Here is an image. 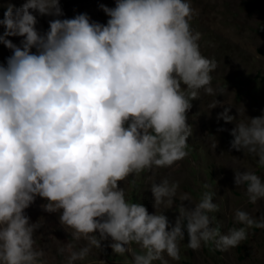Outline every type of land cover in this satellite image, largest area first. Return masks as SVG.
<instances>
[{"label":"clouds","instance_id":"1","mask_svg":"<svg viewBox=\"0 0 264 264\" xmlns=\"http://www.w3.org/2000/svg\"><path fill=\"white\" fill-rule=\"evenodd\" d=\"M101 9L106 25L79 14L50 20L43 34L32 13L60 17V0L9 4L0 20V44L12 52L0 64V264H44V252L34 247L39 226L25 215L36 197L46 200L44 211L60 214L73 240L87 241L70 251L67 264L109 238L114 254L139 246L132 264L179 260L185 232L192 250L238 247L249 228L264 229V215L237 210L234 221L243 226L220 234L211 192L196 203L182 197L191 206L182 202L170 224L156 209L171 207L177 184L166 178L151 184L154 214L119 187L130 176L185 159L191 102L200 90L213 94L217 63L199 50L190 0H115L114 8ZM8 37L23 39L17 46ZM217 106L223 105L215 99L209 108ZM230 108L217 120L235 124L231 149L264 167V115L236 122ZM234 183L250 203L264 199V182L254 172L234 171Z\"/></svg>","mask_w":264,"mask_h":264},{"label":"rangeland","instance_id":"2","mask_svg":"<svg viewBox=\"0 0 264 264\" xmlns=\"http://www.w3.org/2000/svg\"><path fill=\"white\" fill-rule=\"evenodd\" d=\"M192 1L194 15L191 27L200 34L199 50L203 56L214 59L217 63V68L211 73L213 94L200 90L197 99L191 102V110L187 113L191 135L187 140L188 155L185 159L171 167H154L151 173L146 171L139 176H130L119 187L125 189L129 202H139L146 207L149 214H154L155 201L151 184L159 183V177H165L167 173L169 182L178 185L176 196L170 208L161 205L156 211L158 214L164 212L170 224H174L179 215L177 210L183 202L182 197L188 196L192 203H196L205 191L211 192L213 202L219 208L217 212L210 214L214 217L213 226L220 234H227L233 227L243 226L234 221L237 210L245 211L254 218L264 215V199L255 204L250 203L245 188H236L234 183V171L245 170L254 172L264 182V167L247 153L231 149L233 137L230 133L235 124L217 120L218 114L228 106L231 107L229 115L235 116L236 122H247V117L264 115V0H207L206 3L210 2L204 7V11L216 13L215 20L209 25L202 24L204 13L195 4L196 0H190ZM25 2L26 0H0V20L9 4L20 8ZM73 2L69 6H60L63 12L60 17L41 16L33 12L37 18V31L46 33L50 20L71 19L79 14L93 15L94 19H90L92 22L106 25L109 17L103 12L101 5L115 7V0ZM214 9L217 10L213 11ZM3 33L4 28L0 26V35ZM8 39L20 46L23 38ZM32 52L35 53L36 49L33 48ZM11 55V50L0 44V64L6 66ZM215 99L223 106L210 109L209 105ZM215 144L216 148L213 147ZM133 179L134 184L131 182ZM205 184L208 185L207 188L204 187ZM45 203L46 200L36 197L34 203L25 210L30 223H37L39 226L34 234V247L44 252L41 258L44 264H67L70 251H79L87 245V241L73 240L71 230L60 225V214L43 210L42 205ZM183 203L186 207L191 206L188 201ZM111 243L109 238L102 242V250L92 247L87 257L75 261L74 264H99V261H104V264H132L133 253L140 252L139 246L133 243L129 246L130 251L114 254ZM187 243L185 232L184 239L179 241L180 259L166 257L168 264H264V229L249 228L247 239L238 247L227 251H220L214 245H202L200 249L192 250L187 247ZM67 244L72 245L71 250L65 247ZM61 248L65 250L61 252ZM154 264L160 262L156 261Z\"/></svg>","mask_w":264,"mask_h":264},{"label":"bare ground","instance_id":"3","mask_svg":"<svg viewBox=\"0 0 264 264\" xmlns=\"http://www.w3.org/2000/svg\"><path fill=\"white\" fill-rule=\"evenodd\" d=\"M74 1V2H73ZM78 1H80V0H60V6H63V5H65V6H69L68 4L70 3V2H73V3H79ZM210 1H213V0H210ZM209 1V2H210ZM194 1H192L191 3H193ZM207 2V0H196V2H195V4H197L198 5V7L200 8L199 10L200 11H202V13H204L203 15H202V18H203V20H201V22H202V24H211V22L212 21H214L215 20V14L216 13H214V12H209V11H204V7L206 6V5H208L209 4V2L208 3H206ZM194 4V3H193ZM192 4V5H193ZM211 10V9H210ZM217 9H214L213 11H216ZM264 9H262V11H263ZM222 12H223V10H222ZM198 13V12H197ZM200 13V12H199ZM200 16H201V14H200ZM199 16V17H200ZM204 16V17H203ZM240 16H243V15H240ZM262 16H264V15H262ZM88 17L90 18V19H94V16L93 15H88ZM227 17V16H226ZM72 18H74V17H72ZM239 18V17H238ZM222 19V18H221ZM221 19H219V20H221ZM235 19V18H234ZM232 20V19H231ZM230 20V21H231ZM241 20V19H240ZM232 22V21H231ZM239 22H241V21H239ZM242 23V22H241ZM240 23V24H241ZM235 24V23H234ZM242 25V24H241ZM246 25V24H245ZM203 26V25H202ZM236 26V25H235ZM243 26V25H242ZM242 26H240V27H242ZM244 27V26H243ZM238 28V27H237ZM244 29V28H243ZM240 30V29H239ZM235 33V32H234ZM238 33V32H237ZM225 34H223V36H224ZM235 35V34H234ZM238 37H239V33H238V35H237ZM236 36V37H237ZM242 36V35H241ZM233 37V36H232ZM231 38V37H230ZM234 38H235V36H234ZM225 40V39H224ZM229 40V39H228ZM235 46V45H234ZM204 48V47H203ZM246 55V54H245ZM205 56V55H204ZM164 173V172H163ZM162 173V174H163ZM166 175H167V173L165 174V177H164V175L162 176V177H159L161 180H163V179H165L166 178ZM167 179V178H166Z\"/></svg>","mask_w":264,"mask_h":264},{"label":"water","instance_id":"4","mask_svg":"<svg viewBox=\"0 0 264 264\" xmlns=\"http://www.w3.org/2000/svg\"><path fill=\"white\" fill-rule=\"evenodd\" d=\"M263 31H264V29H263Z\"/></svg>","mask_w":264,"mask_h":264}]
</instances>
